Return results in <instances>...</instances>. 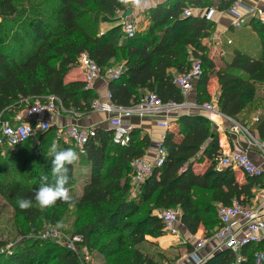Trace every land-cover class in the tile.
Segmentation results:
<instances>
[{
  "label": "trees",
  "instance_id": "obj_1",
  "mask_svg": "<svg viewBox=\"0 0 264 264\" xmlns=\"http://www.w3.org/2000/svg\"><path fill=\"white\" fill-rule=\"evenodd\" d=\"M15 1L0 0V119H13L50 95L56 96L65 110L92 112L98 99L96 91L86 87L83 80L67 81L84 53L102 72L122 63L120 78L109 82V99L116 106L135 107L151 92L163 103L181 104L184 97L173 77L188 72L192 58L201 60L203 68L196 82V102L203 105L211 101L208 51L203 41L213 23L206 15L193 13L194 9H209L211 0L160 2L148 11L147 29L136 31L132 37L125 34L123 25L105 32L100 29L104 16L114 18L125 9L120 0H41L32 3L31 14L19 9ZM238 1L218 0V9L228 10ZM186 9L192 13L184 15ZM249 27L258 35V54L235 47L222 58L217 71V108L235 120L254 101L258 85L264 83V23L255 16ZM175 122L163 136L167 150L164 164L155 167L138 189L131 163L145 156L152 145L149 135L133 130L130 143L122 146L114 142L112 130L96 128L83 155L72 143L61 142L60 149L72 148L79 154V160L68 166L66 187L74 201L71 205L57 201L52 207L41 208L34 200L42 176L47 175L48 182L53 183L47 144L56 132L49 129L19 145L31 141L40 144L39 154L32 152L31 164L2 167V157L10 163L20 155L0 147V195L14 209L21 238L9 255L0 253V264H85L75 251L32 237L43 231L44 225L58 226L71 212L68 234L83 238L82 244L92 255L90 264L96 258L103 264L172 263L178 255L171 256L147 239L166 234L159 214L169 209L179 212L180 224L188 234L196 235L202 226L205 238L213 236L221 227L216 204L229 206L238 200L245 205L244 192L231 168L216 167L220 145L208 117L183 113ZM256 130L264 140V111ZM198 157L209 161L203 173L194 170ZM79 161L89 167L90 179L82 195L76 196L72 190ZM260 178L248 176L247 180L255 186L261 184ZM19 198L33 199L32 207L20 209ZM146 245L158 251L150 252ZM185 246L189 252L193 250L191 244ZM250 246L255 249H248ZM262 247L261 243L244 246L239 262L238 254L224 249L205 264H255L254 255L264 250Z\"/></svg>",
  "mask_w": 264,
  "mask_h": 264
},
{
  "label": "crops",
  "instance_id": "obj_2",
  "mask_svg": "<svg viewBox=\"0 0 264 264\" xmlns=\"http://www.w3.org/2000/svg\"><path fill=\"white\" fill-rule=\"evenodd\" d=\"M163 1L165 0H148L147 7L142 9H134L131 6L125 5V9L119 11L114 18L104 16L101 19L100 29L102 32H105L117 25H124L126 22L133 21L138 27L137 31L143 32L149 25L148 11ZM211 1L212 5L209 9H194L193 13L198 15L209 14L213 23L209 37L203 41L207 45L208 72L211 79L209 86L211 101L204 102L203 105L210 103L218 109L219 85L217 82V71L219 70L221 60L223 57L229 56V52L235 47H239L242 51L249 52L253 55L258 54L259 38L251 30L249 23L253 17L256 16L260 19V14H264V0H241L236 8L223 11L218 9V0ZM238 16H240V19H238ZM237 22H240V26L236 25ZM75 80H83V69L80 66L73 69L67 76V81ZM196 82L183 108H175L167 112L160 111L154 115L133 114L127 118L130 124L133 125L134 130L140 131L142 135H149L152 140V145L147 149L144 158L153 160L156 155L154 145L161 140L167 131L164 126L160 125L161 122H168L171 128L176 125V117L183 113L206 116L213 124L214 134L218 136L220 155H226L232 151H246L253 162L262 169L263 176L260 178L261 184H256L255 186H251L248 183V176L241 170H232L244 192L243 198L247 202L245 205L258 208L264 212V140L260 139L256 130L258 117L264 111V83L258 85L254 101L235 120L222 113V115L212 117L204 109L203 105L198 104L196 102ZM91 88L98 94L95 109L92 112L87 114L76 110H65L60 106V113L53 118L51 127H55L58 133H64L65 128L72 124H77L82 127L94 126L95 128L110 129L111 115L99 108V104L110 102L109 82L105 78H99L93 83ZM234 123L239 124L247 131H233L232 125ZM208 166L209 161L206 159L201 160L200 157L194 159V170L196 173H203ZM216 167L217 169H224L219 165V162ZM216 206L219 209L223 205L218 203ZM238 230L242 232L240 227ZM215 234L209 238H205V230L201 226L196 235H190L179 224L178 234L171 235L166 233V235L152 239V241L159 244L163 250L169 251L171 256L177 257L178 254L172 255V252L176 249L182 252L179 254L180 257L173 260L172 263L193 264L191 257L195 253L207 262L225 249ZM202 240L205 244L202 248L198 249L197 244ZM188 243L193 247V250L190 252L185 249V244ZM260 243L261 247L263 246L262 248H264V240ZM248 249L253 250L255 248L250 246Z\"/></svg>",
  "mask_w": 264,
  "mask_h": 264
},
{
  "label": "built area",
  "instance_id": "obj_3",
  "mask_svg": "<svg viewBox=\"0 0 264 264\" xmlns=\"http://www.w3.org/2000/svg\"><path fill=\"white\" fill-rule=\"evenodd\" d=\"M240 1L236 2L232 9L236 8ZM191 13L192 10L186 9L184 15ZM206 16L210 18L209 14ZM238 19H240V16H238ZM260 19L264 22L263 13L260 14ZM236 25L240 26V22H237ZM136 27L133 21H129L124 23L123 30L127 36L132 37L136 34ZM191 60L192 65L188 72L175 74L173 77V83L181 90V94L184 97V102L181 104L163 103L154 92L147 94L143 101L135 107H119L111 102L99 104V108L102 111L111 115L110 130L113 132L115 143L122 146H127L130 143L134 127L127 118L133 114L154 115L160 111L167 112L185 106L187 97L194 89V83L203 73L201 60L193 58ZM78 66L83 69V81L88 88H91L93 83L99 78H105V80L110 82L119 79L123 73L122 65L108 67L105 72H102L96 62L86 53L80 56ZM60 106V100L56 96L50 95L46 100L28 106L13 120L0 119V147L14 149L30 138L35 137L38 133L49 130L52 126L53 118L60 113ZM203 107L212 117L222 115L210 103H205ZM160 125L166 129L170 128V124L166 121L161 122ZM232 130L235 132L247 131L237 123L232 125ZM57 135L58 137L66 136L78 149L79 153L83 155L85 153V145L96 135V128L94 126L82 127L72 124L65 128L64 133H57ZM154 148L156 155L153 160H147L142 157L134 159L131 163L134 170L133 181L136 189L149 178L155 167H161L166 160L167 150L163 145V137L154 145ZM218 162L223 168L239 169L248 176H263L262 169L253 162L246 151H232L226 155H221ZM218 216L221 227L217 230L215 236L221 241L225 249H230L240 255L244 246L257 245L264 240V212L260 209L234 200L229 206H221L218 209ZM159 217L164 223V229L167 234H178L180 215L177 210H165L159 214ZM239 227L242 232L238 230ZM37 237L41 240L55 241L62 247L75 251L83 258L85 264H90L92 255L89 254L88 248L82 244L83 238L80 235H66L56 227H47L40 231ZM204 244L203 240L199 241L197 248H202ZM5 251V248H0V253H5ZM258 252H264V250L255 253V264H257ZM191 258L193 259V264H205V260L196 253ZM240 260H242L241 256L238 257L237 262ZM259 264H264V260H260Z\"/></svg>",
  "mask_w": 264,
  "mask_h": 264
},
{
  "label": "rangeland",
  "instance_id": "obj_4",
  "mask_svg": "<svg viewBox=\"0 0 264 264\" xmlns=\"http://www.w3.org/2000/svg\"><path fill=\"white\" fill-rule=\"evenodd\" d=\"M41 0H16V6L19 9H25L26 13L31 14L32 10V3L40 2ZM136 30H138V27H136ZM120 62V61H119ZM116 63V65H122V63ZM59 105V104H58ZM13 120V119H9ZM53 132H56V137L51 139V142L48 141L47 146H51L53 142H56L59 146L61 145V142H64L71 146V141L66 138V136L58 137L57 133L58 130L55 129V127L50 128ZM62 146V145H61ZM12 151L18 153L20 155V158L7 163V157H2V167H6L9 165H13V167L16 166H22L24 162H27L28 164H31L32 161V152H36V154H39L40 151V144H38L35 141H31L30 143L24 145V146H18L14 149H11ZM5 154V153H4ZM11 167V166H10ZM75 173H76V184L73 187L72 192L76 196H81L83 193V188L85 184L90 179V171L88 166H84V164H81V161H79L75 166ZM73 221V212L70 213L68 218H66L61 224L56 226L57 229L63 231L66 235H68L69 231L71 230V223ZM43 228H47L46 225L43 226ZM166 235V234H165ZM33 238H37V236L32 235ZM147 239L152 241V239H156L150 236H147ZM21 242L20 234L18 233L16 229V221L14 218V209L11 206L10 203H8L1 195H0V245L3 243L1 247L5 248V254L9 255V252H13L15 247L18 245V243ZM175 247V246H174ZM158 248L160 245L158 244ZM158 248L151 245H146V249H148L150 252H156L158 251ZM172 255H177L180 257V253H182L179 249H176L172 252ZM171 254V253H170ZM178 257V258H179ZM92 264H103V261L101 262L100 259L96 258V260Z\"/></svg>",
  "mask_w": 264,
  "mask_h": 264
},
{
  "label": "clouds",
  "instance_id": "obj_5",
  "mask_svg": "<svg viewBox=\"0 0 264 264\" xmlns=\"http://www.w3.org/2000/svg\"><path fill=\"white\" fill-rule=\"evenodd\" d=\"M121 4L131 6L134 9H142L147 7L148 0H120ZM51 158V174L53 183H49L48 176L41 177L39 188L34 194L36 204L41 208L52 207L57 201L68 203L71 205L74 201L66 187L69 176V165H73L79 160V154L72 148L60 149L56 142H53L49 149ZM17 204L20 209L27 210L32 207L33 199L19 198ZM260 260H264V252L257 253V264Z\"/></svg>",
  "mask_w": 264,
  "mask_h": 264
}]
</instances>
